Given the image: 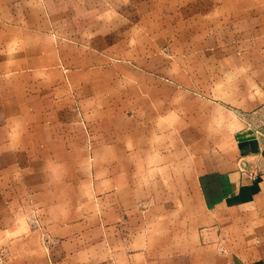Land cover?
Wrapping results in <instances>:
<instances>
[{
	"label": "crops",
	"instance_id": "0c3cea01",
	"mask_svg": "<svg viewBox=\"0 0 264 264\" xmlns=\"http://www.w3.org/2000/svg\"><path fill=\"white\" fill-rule=\"evenodd\" d=\"M4 3L0 118L27 117L34 122L26 136L18 127L9 130L3 148L14 156L16 150H28L30 166L43 151L94 152L87 191L93 200V223H87L84 212L63 207L39 211L48 224H55L50 232L63 246L75 243L78 252L94 249L93 254H78V264H264V145L245 136L249 128L238 123L231 145L225 140L215 143L213 102L201 99L196 109L206 121L196 122L200 140L186 148L176 106L173 121L160 104L154 115L142 116L137 109L114 118L112 100L120 103L121 96L109 93L99 100L92 96L103 105L90 114L86 103L92 100L70 99L67 89L87 72L100 80L102 72L116 69L103 54L134 55L133 28L98 23L70 34L69 15L55 29L49 12L25 15L21 7ZM261 4L264 0H225V7L237 6V16H259L254 20L264 23V8L251 9ZM112 19L123 21L113 16L104 23ZM71 51L81 57L71 58ZM121 67L133 71L130 65ZM74 107L78 112L70 116ZM221 127L225 133V121ZM102 151L111 157L103 158ZM250 171L259 175L252 178ZM61 177L67 188L79 185L78 197L85 193L78 177Z\"/></svg>",
	"mask_w": 264,
	"mask_h": 264
},
{
	"label": "rangeland",
	"instance_id": "374dc122",
	"mask_svg": "<svg viewBox=\"0 0 264 264\" xmlns=\"http://www.w3.org/2000/svg\"><path fill=\"white\" fill-rule=\"evenodd\" d=\"M4 2L21 7L25 15L49 12L55 29H60L62 17L69 15L70 34L78 35L81 27L93 28L98 23L133 28L134 55L103 54L117 68L102 72L100 80L88 72L74 78L77 82L67 89L70 99L99 100L109 93L121 96L120 103L112 100L114 118L137 109L142 116L154 115L160 104L166 107V118L173 121L176 106V118L182 122L181 142L186 148L200 140L196 122L205 123L206 116L196 107L201 106V99H207L214 106L215 143L225 140V145H231L240 123L249 128L244 132L247 138L264 145V23L254 20L259 16L239 17L237 6L225 7V0L211 4H206L209 0H0V5ZM126 2L132 5L126 6ZM263 8L264 4L251 7L253 12ZM113 16H122L123 21L104 23ZM70 55L81 57L72 51ZM122 64L132 66L133 71L125 70ZM86 104L90 114L95 106L103 105L93 100ZM77 112L71 108L70 116ZM224 121L225 133L221 127ZM33 122L27 117L0 118V162L17 163L0 166V264H78V254H93L94 249L78 252L75 243L63 246L50 232L55 224H48L39 211L63 207L69 212H84L87 223H93V200L87 191L94 152L43 151V157L30 166L28 150H16L14 156L3 145L8 142L9 130L18 127L25 132ZM101 156L111 157V153L102 151ZM62 174L71 180L78 177L85 193L77 196V183L67 188Z\"/></svg>",
	"mask_w": 264,
	"mask_h": 264
},
{
	"label": "built area",
	"instance_id": "2783aa9c",
	"mask_svg": "<svg viewBox=\"0 0 264 264\" xmlns=\"http://www.w3.org/2000/svg\"><path fill=\"white\" fill-rule=\"evenodd\" d=\"M243 171H244V170H243ZM248 174H249V176L252 177V178H256V177L259 175V173L252 172V171L248 172Z\"/></svg>",
	"mask_w": 264,
	"mask_h": 264
}]
</instances>
